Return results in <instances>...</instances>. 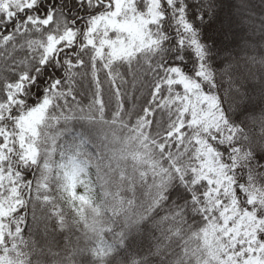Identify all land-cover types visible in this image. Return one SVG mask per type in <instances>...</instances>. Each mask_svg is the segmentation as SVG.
Instances as JSON below:
<instances>
[{
    "label": "snow or ice",
    "instance_id": "obj_1",
    "mask_svg": "<svg viewBox=\"0 0 264 264\" xmlns=\"http://www.w3.org/2000/svg\"><path fill=\"white\" fill-rule=\"evenodd\" d=\"M0 86V230L27 224L20 188L39 145L91 116L134 117L141 132L166 121L164 137L247 143L264 161V0H0ZM200 183L178 178L170 195L203 218ZM255 216V228L224 233L221 264H264Z\"/></svg>",
    "mask_w": 264,
    "mask_h": 264
},
{
    "label": "trees",
    "instance_id": "obj_2",
    "mask_svg": "<svg viewBox=\"0 0 264 264\" xmlns=\"http://www.w3.org/2000/svg\"><path fill=\"white\" fill-rule=\"evenodd\" d=\"M134 119H115L107 112L55 138L47 187L37 182L39 166L25 170L32 180L30 188L21 187L27 224L16 234L9 219L0 264H221L224 249L231 250V237L224 233L239 230L245 212L251 225L260 223L257 210L264 218V168L257 167L264 161L258 148L251 158L247 143L229 152L203 134L200 144L191 141V132L182 141L164 137L166 121L141 132ZM4 124L13 129L10 120ZM209 160L216 168L207 169ZM68 163L96 171V200L73 196L64 173ZM185 177L201 182L195 191L206 193L197 206L205 210L203 218L177 207L170 195L174 182ZM247 202L254 203L250 212ZM47 242L50 253L42 248Z\"/></svg>",
    "mask_w": 264,
    "mask_h": 264
},
{
    "label": "rangeland",
    "instance_id": "obj_3",
    "mask_svg": "<svg viewBox=\"0 0 264 264\" xmlns=\"http://www.w3.org/2000/svg\"><path fill=\"white\" fill-rule=\"evenodd\" d=\"M27 122V121H26ZM54 141L55 139H49L46 143H42L39 145V176L37 182L42 187L48 186V181L53 165V149H54ZM19 150V149H18ZM32 158H37V153L35 150L32 152ZM215 163L209 160L207 163V169L211 170L216 168ZM64 173L66 179L68 181V185L73 188V196L81 195V196H92V200H96L98 198V191H97V173L91 168L87 167H80L75 165L74 163H68L64 168ZM20 188V192H21ZM233 213H229L231 215ZM235 221L236 219H230ZM237 223V221H236ZM247 229H253L256 226L252 224L251 215L248 212L243 213L239 222ZM258 222L255 221V224ZM6 225L3 226V230L5 229ZM3 230H0V243H3ZM45 231V228L43 229ZM43 250H47V253H50L49 243L47 242L43 247ZM36 250V249H35Z\"/></svg>",
    "mask_w": 264,
    "mask_h": 264
},
{
    "label": "water",
    "instance_id": "obj_4",
    "mask_svg": "<svg viewBox=\"0 0 264 264\" xmlns=\"http://www.w3.org/2000/svg\"><path fill=\"white\" fill-rule=\"evenodd\" d=\"M233 218H234V216H233V215H230V216H229V219H233Z\"/></svg>",
    "mask_w": 264,
    "mask_h": 264
}]
</instances>
